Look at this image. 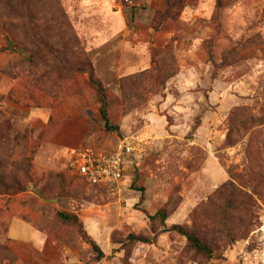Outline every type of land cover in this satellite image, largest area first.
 <instances>
[{
    "label": "rangeland",
    "instance_id": "obj_1",
    "mask_svg": "<svg viewBox=\"0 0 264 264\" xmlns=\"http://www.w3.org/2000/svg\"><path fill=\"white\" fill-rule=\"evenodd\" d=\"M5 1L0 183L26 191L0 192V264H264V0ZM124 139L141 152L118 184L71 173L79 147ZM234 215L249 233L231 246ZM202 224L219 232L213 263L169 231Z\"/></svg>",
    "mask_w": 264,
    "mask_h": 264
},
{
    "label": "trees",
    "instance_id": "obj_2",
    "mask_svg": "<svg viewBox=\"0 0 264 264\" xmlns=\"http://www.w3.org/2000/svg\"><path fill=\"white\" fill-rule=\"evenodd\" d=\"M27 5V9L30 8L31 3L34 0H24ZM8 4V7L11 8L12 12H15L16 14H20V9L18 6L14 3H12L11 0L5 1ZM31 10V9H29ZM79 71L84 72L89 77V85L91 88L94 89V91L97 94L98 101H99V112L102 118V121L105 125V128L108 132H119V127L115 125L110 116H109V101H108V95H107V88L100 82L95 75L94 68L91 63H83V67L79 69ZM112 152V151H111ZM110 153V152H109ZM26 173V172H25ZM28 178V172L25 174ZM0 192L2 194H10V193H21L26 191V187H21L20 183H10L8 184L5 179H1L0 183ZM235 202L237 200H234ZM237 204L236 206H238ZM234 207V210L236 211L239 207ZM60 219L68 224H77L78 219L77 217L73 215H67L64 213L59 214ZM156 217H160L162 221L166 219V214L163 212H159ZM230 220L226 222L224 225V234L229 239V245L233 246L237 242V239L240 238H247L248 233L244 230L242 231L243 235L236 236V228L239 227L241 229L240 223L238 221H241V219H238L234 216H230ZM170 232L176 233L180 235L181 237L185 238L188 246L190 249H192L197 255L202 256L205 258L209 263H213L215 260V253H216V245L215 242V234L219 235L217 232H215L214 227L208 228L206 225L202 224V226H194L192 228L183 227L175 225L170 228ZM241 234V233H240ZM219 237V236H218ZM139 242H146L145 238L138 237L135 235H130L125 239V246H132L134 244H137ZM91 245L93 246L95 256L96 258L101 261L105 258V255L103 251L96 245V243L91 242Z\"/></svg>",
    "mask_w": 264,
    "mask_h": 264
},
{
    "label": "built area",
    "instance_id": "obj_3",
    "mask_svg": "<svg viewBox=\"0 0 264 264\" xmlns=\"http://www.w3.org/2000/svg\"><path fill=\"white\" fill-rule=\"evenodd\" d=\"M141 152V143L134 139L120 140L112 152L91 145L79 147L69 161L71 173L93 186H113L124 176L128 157Z\"/></svg>",
    "mask_w": 264,
    "mask_h": 264
}]
</instances>
